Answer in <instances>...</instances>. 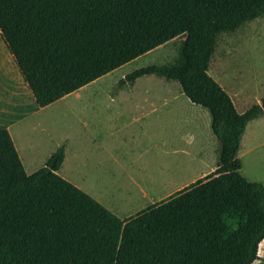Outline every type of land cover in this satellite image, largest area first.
<instances>
[{"label":"trees","instance_id":"1","mask_svg":"<svg viewBox=\"0 0 264 264\" xmlns=\"http://www.w3.org/2000/svg\"><path fill=\"white\" fill-rule=\"evenodd\" d=\"M264 14V0H0V38L36 105L45 107L184 34L183 64L148 65L206 109L215 169L120 219L57 171L61 144L27 174L0 129V264H252L264 240V186L237 157L264 98L239 112L209 75L220 33Z\"/></svg>","mask_w":264,"mask_h":264},{"label":"crops","instance_id":"2","mask_svg":"<svg viewBox=\"0 0 264 264\" xmlns=\"http://www.w3.org/2000/svg\"><path fill=\"white\" fill-rule=\"evenodd\" d=\"M151 75L157 74L143 75L133 84L85 85L74 91L70 103L72 143L69 146L67 141L62 142L65 155L57 173L120 219L168 197L215 169L213 166L210 172H202L192 179L193 143L201 155L205 139L209 137L206 114L196 109L180 86L174 85L175 80L160 75L162 79L147 77ZM146 80H155L157 84H145ZM260 118H264V112L248 122L253 125L248 133V148L260 136ZM7 130L26 173L38 170L32 163L35 155L31 144L27 140L21 142ZM35 146L32 144L34 149ZM248 148L244 153L252 154ZM53 150L54 147L47 151L45 163ZM240 152H237L239 157ZM69 161L73 170L84 169V174L70 177ZM249 181L264 186V177ZM104 190L112 192L113 204L107 202ZM263 253L264 240L259 244L257 260Z\"/></svg>","mask_w":264,"mask_h":264},{"label":"rangeland","instance_id":"3","mask_svg":"<svg viewBox=\"0 0 264 264\" xmlns=\"http://www.w3.org/2000/svg\"><path fill=\"white\" fill-rule=\"evenodd\" d=\"M184 39L185 35L181 34L87 85L91 87L118 85L121 82L118 80L123 75L148 65L180 66L183 64L181 50ZM208 72L230 95L238 111L248 109L256 103L261 104L264 98V14L241 24L234 30L224 31L218 35ZM147 77L162 79L158 75ZM173 83L179 87L177 82ZM145 84L157 83L155 80H146ZM73 96L74 92L49 106L38 108L21 78L12 55L0 39V129H10L15 138H19L23 143L27 140L31 144V151L35 155L32 160L34 168L44 166L48 150L53 147L55 150L63 141L71 145L70 103ZM196 109L206 114L209 137L205 139V149L201 155L197 154L193 143L195 154L192 158L193 180L201 176L202 172H210V168L216 166L218 145L209 127V113L199 106ZM260 121H262L260 136L255 138L248 148V133L253 129V125L248 124L241 138L239 149L241 157L237 155L242 164L240 173L249 180L264 177V118H260ZM32 144L36 145V149ZM246 147L251 149L252 154L244 153ZM73 169L69 161L67 170L70 177L71 175L79 177L84 171ZM103 192L107 202L112 203L110 197L112 192L107 190ZM252 264H264V253L260 260Z\"/></svg>","mask_w":264,"mask_h":264},{"label":"bare ground","instance_id":"4","mask_svg":"<svg viewBox=\"0 0 264 264\" xmlns=\"http://www.w3.org/2000/svg\"><path fill=\"white\" fill-rule=\"evenodd\" d=\"M212 68H213V67H212ZM208 70H209V69H208ZM215 70H216V69H215ZM216 71H217V70H216ZM213 72H214V70H213ZM213 72H212V73H213ZM212 73H211V74H212ZM217 73H218V72H217ZM218 75H219V74H218ZM27 154H28V153H27Z\"/></svg>","mask_w":264,"mask_h":264}]
</instances>
